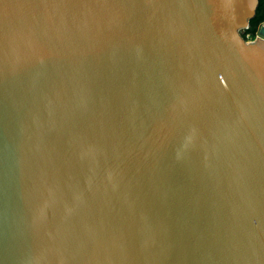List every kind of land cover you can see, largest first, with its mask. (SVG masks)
Listing matches in <instances>:
<instances>
[{
  "label": "water",
  "instance_id": "water-1",
  "mask_svg": "<svg viewBox=\"0 0 264 264\" xmlns=\"http://www.w3.org/2000/svg\"><path fill=\"white\" fill-rule=\"evenodd\" d=\"M260 0H0V264H264Z\"/></svg>",
  "mask_w": 264,
  "mask_h": 264
},
{
  "label": "trees",
  "instance_id": "trees-1",
  "mask_svg": "<svg viewBox=\"0 0 264 264\" xmlns=\"http://www.w3.org/2000/svg\"><path fill=\"white\" fill-rule=\"evenodd\" d=\"M263 23H264V0H260V7L257 13V17L251 23V28L254 34L259 30V27Z\"/></svg>",
  "mask_w": 264,
  "mask_h": 264
},
{
  "label": "flooded vegetation",
  "instance_id": "flooded-vegetation-1",
  "mask_svg": "<svg viewBox=\"0 0 264 264\" xmlns=\"http://www.w3.org/2000/svg\"><path fill=\"white\" fill-rule=\"evenodd\" d=\"M246 35H249L250 38H251L253 41H255V39H256L257 36H258V33L256 32V33L254 34L253 31H252V28H250L249 31H247V32L244 33V37H246Z\"/></svg>",
  "mask_w": 264,
  "mask_h": 264
},
{
  "label": "built area",
  "instance_id": "built-area-1",
  "mask_svg": "<svg viewBox=\"0 0 264 264\" xmlns=\"http://www.w3.org/2000/svg\"><path fill=\"white\" fill-rule=\"evenodd\" d=\"M257 38H258V36H257ZM257 38H256V39H257ZM245 39H246L248 42H252V41H253V40L250 38L249 35H246ZM256 39H255V40H256Z\"/></svg>",
  "mask_w": 264,
  "mask_h": 264
},
{
  "label": "rangeland",
  "instance_id": "rangeland-1",
  "mask_svg": "<svg viewBox=\"0 0 264 264\" xmlns=\"http://www.w3.org/2000/svg\"><path fill=\"white\" fill-rule=\"evenodd\" d=\"M263 24H264V23H263ZM263 24H261V26L259 27V30L257 31V33H259V31L261 30Z\"/></svg>",
  "mask_w": 264,
  "mask_h": 264
}]
</instances>
